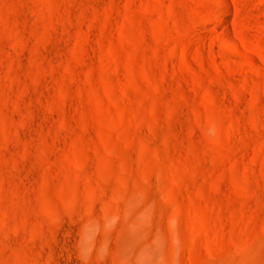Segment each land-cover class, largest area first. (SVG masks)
<instances>
[{
    "label": "rangeland",
    "instance_id": "374dc122",
    "mask_svg": "<svg viewBox=\"0 0 264 264\" xmlns=\"http://www.w3.org/2000/svg\"><path fill=\"white\" fill-rule=\"evenodd\" d=\"M0 264H264V0H0Z\"/></svg>",
    "mask_w": 264,
    "mask_h": 264
}]
</instances>
